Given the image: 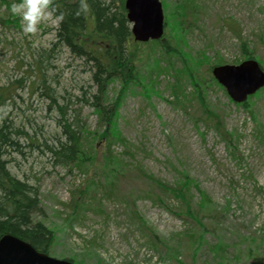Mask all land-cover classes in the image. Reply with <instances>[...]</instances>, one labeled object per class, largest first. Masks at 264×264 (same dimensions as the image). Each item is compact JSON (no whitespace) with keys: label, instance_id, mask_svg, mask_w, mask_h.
I'll return each instance as SVG.
<instances>
[{"label":"rangeland","instance_id":"obj_1","mask_svg":"<svg viewBox=\"0 0 264 264\" xmlns=\"http://www.w3.org/2000/svg\"><path fill=\"white\" fill-rule=\"evenodd\" d=\"M160 1L166 22L163 42L180 47L192 57L203 55L210 61L220 57L224 64H237L240 61H234L240 59L244 41L264 69V0H193L196 13L187 9L183 38L178 41L172 23L179 4L189 6L190 0ZM3 10L2 6L0 16ZM56 24L51 14L38 25L36 33L26 34L19 16L18 21L0 19V88L16 90L11 102L0 105V121L4 116L14 126L30 134L36 132L38 143H51L57 131L49 100L41 88H35L41 68L50 86L66 98L89 83L81 61L68 52L58 50L49 58L41 55L54 40ZM140 50L136 64L143 74L157 58L163 66L166 60L182 57L179 53L162 57L158 46L151 50L141 44ZM176 64L180 65L179 60ZM208 66L205 60L195 68L203 73ZM172 81V76L162 73L147 84V92L137 85L124 98L117 127L126 145L111 147L112 153L126 163L119 168L125 176H119L116 187H109L102 178L109 174L102 170V142L95 149L92 164L78 167L53 164L48 152L28 147L24 137L17 138L21 151L8 155L11 161L7 167L39 189L43 214L35 218L54 231L48 255L71 259L74 264H179L175 256L185 264H264V87L245 109L219 86H206L208 104L232 133L226 142L213 127L190 114L189 103L173 101ZM185 85L190 96L191 86ZM118 87L110 86V96ZM81 116L93 130L97 120L93 109L84 107ZM136 165L163 183L173 184L181 172L187 174L218 213L211 219L207 216L203 228L173 213L177 206L173 198L163 195L161 203L146 197L142 191L145 185L134 176ZM85 189L80 198L77 194ZM192 193L196 201L197 190L192 189ZM131 210L140 215L146 227H139ZM144 228L165 240L162 247L160 243L151 245ZM189 239L198 250L194 255L187 247Z\"/></svg>","mask_w":264,"mask_h":264},{"label":"trees","instance_id":"obj_2","mask_svg":"<svg viewBox=\"0 0 264 264\" xmlns=\"http://www.w3.org/2000/svg\"><path fill=\"white\" fill-rule=\"evenodd\" d=\"M192 1L190 0L189 6L179 4L177 18L172 23L176 41L178 38H183L181 29L187 9L191 14L196 13L197 7ZM12 2L13 0H0V8L3 6L4 9L0 19L4 22H10L12 19L18 21V15L10 12ZM124 2L125 0H51L49 11L57 20V24L54 28V40L49 49L44 50L41 55L49 58L50 53L57 54L60 50L68 52L71 57L81 61L83 70L88 73L89 83L79 87L77 94H70L66 98L58 94L56 88L50 86L45 71L41 68L40 79L37 80L35 88L42 89V95L49 100V109L55 112L53 123L58 132L52 134L51 143L47 140L38 143L34 139L36 132L30 134L27 130L14 126L7 117H1L0 237L4 234H12L29 242L37 250L45 252H48L54 240L53 229L35 218V215L43 214L38 187L16 177L7 167L11 161L7 158L8 155L14 151H21L22 145L17 138L24 137L29 141L28 147L32 145L43 153L48 152L53 164L78 167L92 164L95 149L98 143L102 142L105 149L104 154L101 155L102 170L109 173L102 178L109 187H116L117 179L125 172H121L119 168H124L126 164L111 150L116 143L122 144L124 148L126 145L125 138L117 127L119 109L132 87L141 85L147 92V84L151 85L154 78L162 73L174 79L170 84L173 101L179 104L189 103L191 108L188 107V109H192L190 114H193L197 121L213 127L226 142L231 138L232 133L226 130L219 113L208 104L205 97L206 86L210 84L224 89L211 73L213 66L224 64L223 60L216 57L210 61L203 55L199 58L192 57L180 47L176 48L175 45L163 42L161 39L135 41ZM184 7L185 14H183ZM141 44H145L151 50L156 46L160 47L162 57L181 54L182 57L177 58L180 65L177 66V60L170 59L166 60L162 66L157 58L154 66L143 74L136 64L137 54L141 52ZM240 47V59L234 62L247 58H255L260 62L252 50L246 48L244 41ZM205 60L209 61V66L205 72L199 73L195 67L197 63ZM184 83L191 86L190 96L186 92ZM114 84L119 87L114 95L110 96V86ZM15 94L16 90L10 92L7 87L0 88V105L5 106L11 102ZM253 95L248 96L244 102L236 103L248 109ZM86 106L91 107L97 117L93 130L87 127V122L81 116L82 109ZM124 154L125 151L120 154V157L123 158ZM133 172L135 178L145 185L142 191L146 197L155 198L161 203H163V195L173 198L177 204L172 209L173 213L190 219L197 227L203 228L202 224L205 225L203 221L207 219V216L211 219L218 213L215 208H212V201L205 192L183 172L173 184L163 183L155 175L146 172L141 165L134 166ZM90 182L91 180L88 185ZM192 189L197 190L196 201L193 199ZM86 191V189L81 190L77 195L81 198ZM131 211L139 227H146L140 215ZM70 223L68 225L72 227ZM143 230L147 232L150 242L154 244H151L152 246L156 247L160 243L159 247H162L165 243V240L157 238L155 232L145 228ZM187 247L192 249L193 255L198 251L192 239H189ZM175 260L179 264H185L176 256Z\"/></svg>","mask_w":264,"mask_h":264},{"label":"water","instance_id":"obj_3","mask_svg":"<svg viewBox=\"0 0 264 264\" xmlns=\"http://www.w3.org/2000/svg\"><path fill=\"white\" fill-rule=\"evenodd\" d=\"M124 7L135 41L160 39L164 31V14L160 0H125ZM213 77L237 103L264 87V69L255 58L237 64H220L211 69ZM0 264H74L34 248L12 234L0 238Z\"/></svg>","mask_w":264,"mask_h":264},{"label":"clouds","instance_id":"obj_4","mask_svg":"<svg viewBox=\"0 0 264 264\" xmlns=\"http://www.w3.org/2000/svg\"><path fill=\"white\" fill-rule=\"evenodd\" d=\"M51 0H13L10 12L20 18L21 30L26 34L36 33L38 25L51 15Z\"/></svg>","mask_w":264,"mask_h":264},{"label":"bare ground","instance_id":"obj_5","mask_svg":"<svg viewBox=\"0 0 264 264\" xmlns=\"http://www.w3.org/2000/svg\"><path fill=\"white\" fill-rule=\"evenodd\" d=\"M1 238V237H0ZM40 251H43V250H40Z\"/></svg>","mask_w":264,"mask_h":264}]
</instances>
